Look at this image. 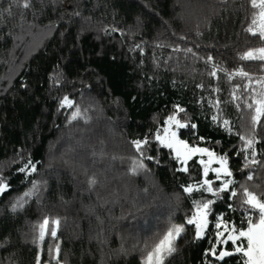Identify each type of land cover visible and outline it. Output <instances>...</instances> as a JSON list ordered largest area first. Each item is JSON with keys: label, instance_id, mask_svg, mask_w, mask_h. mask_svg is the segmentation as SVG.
<instances>
[{"label": "trees", "instance_id": "1", "mask_svg": "<svg viewBox=\"0 0 264 264\" xmlns=\"http://www.w3.org/2000/svg\"><path fill=\"white\" fill-rule=\"evenodd\" d=\"M24 2L0 0V264H145L176 223L183 231L164 264H242L239 253L219 260L211 250L233 252L218 231L247 226L241 188L264 194V61L241 58L264 47L247 31L259 9L250 0ZM170 115L186 125L181 138L226 156L229 189L196 187L200 160L184 171L155 139ZM145 138L141 156L132 141ZM207 201L198 237L187 221Z\"/></svg>", "mask_w": 264, "mask_h": 264}, {"label": "snow or ice", "instance_id": "2", "mask_svg": "<svg viewBox=\"0 0 264 264\" xmlns=\"http://www.w3.org/2000/svg\"><path fill=\"white\" fill-rule=\"evenodd\" d=\"M251 5L254 8H258V17L261 21L260 26L258 29L254 30L252 27H249L247 31L252 33L253 35H259L262 40H264V0H250ZM25 8L30 7V0H25L24 5ZM257 24V19L254 16L252 20V25ZM190 51V50H189ZM242 59H259L261 61H264V47H260L257 49L248 50L245 52L242 57ZM240 75L247 76L248 74L246 72H243L241 70L239 72ZM212 75H215V73H212ZM261 104H264V101L259 102ZM63 105H67L69 107L72 106V101L68 99V97H65L63 100ZM251 107V105H249ZM179 111H183V109H179ZM262 109L257 108L256 109V117L255 120H259L260 114ZM79 109L77 108L76 113L73 114V119H76V117L79 115ZM215 119V118H214ZM168 127H164L162 129L164 136L162 137L160 135L161 129L157 130V133L155 135V139L159 141L161 144L167 146L168 148H174L176 145H183V147L187 150V152L184 155V162L186 163L187 158L195 153H204L207 152L209 156V161L205 162L204 160H201L200 163L204 165L203 173L206 177L208 175L209 167L208 165L212 162L213 153L208 152L207 149L202 148H189L187 143L184 141H179L176 139V132L171 131V125L175 124L178 128L185 127L186 125L181 124L179 120L176 119L175 115H170L167 117V120L165 122ZM225 125H227V121H224ZM193 127H195L193 125ZM202 139V138H201ZM147 138L144 140H136L132 141V144L135 146L137 152L140 153L141 156H143V152L141 151L142 145L148 144ZM248 144L251 145L252 141L249 140ZM176 155L177 158L181 157V152L179 148H176ZM148 159H152V157H148ZM218 162L221 165L220 168H213L212 171L217 174V179H220L221 171L223 170L224 175L231 176L232 173L227 170L226 168V156H221L218 158ZM255 163V161H253ZM140 167H143V165H139ZM247 166V165H246ZM32 170H35V166L32 167ZM184 171H187V168L185 167L183 169ZM20 171H24V169H20ZM133 172H135V168H133ZM253 177L251 175L248 176V180H251ZM92 183H95L93 180ZM233 183L232 180H225L222 184V186L217 191H225L229 189V185ZM212 182L205 179L202 181V183L198 186L199 188H203L205 191L213 192V188L211 186ZM7 188V184H0V192H3ZM193 187L189 186L185 189L186 192L191 193L193 191ZM231 196L236 197L238 193L235 190L231 191ZM241 194L243 196L242 203L246 204L248 206L247 211L251 213L246 220L243 222L247 226L244 227L243 224L240 228H236L234 224L232 225H225L226 230H231L233 234L228 235L227 240L221 241V243H227V241H232L235 245L237 241H241V243L234 248L233 252L229 251H220L219 254L215 251V248L211 250V255L215 256L219 260H223L226 256L234 255L235 253H239L243 257L242 264H264V194L261 196H258L256 193L251 192L248 190L247 187L241 188ZM196 203V213L193 215L192 219H189L187 223L193 224L196 223L197 226V236H200L203 234L202 224H206V217L207 210L209 208V205L212 203V201H207L203 203L202 205L200 202H194ZM200 218V222H198L197 218ZM49 223V221L46 219L44 221V224L41 225V232L40 237L43 239L44 237V227ZM55 224H58L59 221H54ZM217 228L220 227V224L217 223ZM183 231L182 226H173L170 228L161 239L155 244V246L152 248V250L148 253L147 256V264H164L165 257L168 255H171L173 252L176 251L174 247V240L180 235V233ZM52 237H56V231L53 229L49 233ZM218 236H222L223 233H218ZM243 238V239H241ZM56 251L58 252L59 249L57 248Z\"/></svg>", "mask_w": 264, "mask_h": 264}, {"label": "rangeland", "instance_id": "3", "mask_svg": "<svg viewBox=\"0 0 264 264\" xmlns=\"http://www.w3.org/2000/svg\"><path fill=\"white\" fill-rule=\"evenodd\" d=\"M260 23H261V21H260V19H259V17H258V18H257V24L253 26V29H254V30L258 29L259 26H260ZM175 116H176V115H175ZM176 119L179 120V122H180L181 124H184V125H185V123L182 122L180 119H178L177 116H176ZM164 127H168V125L165 123V126H164ZM179 130H180V128H178L175 124H172V125H171V131H175V132H176V139H177V140L186 142L189 148L196 147V148L207 149L208 152H211V153L214 154L213 157L211 158V159H212V162L208 165V167H209L208 175L205 177V176H204V173H203V180L207 179V180H209V181L212 182L211 186H212V188H213V190H214L212 193H219L220 191H217V190L222 186L223 182H224L225 180H232L231 176L229 177V176L224 175L223 170L221 171L220 179H217V174H216L215 172L212 171L213 168H220V167H221V165H220L219 162H218V158L221 157V156H223V155H221L220 153L216 152L215 150L209 148V147L206 146V145H199V144L192 145V144H190L187 140H185V139H183V138L180 137V135H179ZM160 135L163 137V136H164V133L161 132ZM164 146H165V145H164ZM166 147H167V146H166ZM176 148H179V149H180L181 157L178 158V160H179V162L181 163L183 169H184L185 167H187V163H188V161H189L190 159H192V158H195V157H197L200 161H201V160H204L205 162H208V161H209L208 153H207V152H204V153H195V154L190 155V156L187 158V161H186V163H185V162H184V155H185V153L187 152V150L183 147V145H176L174 148H170V149L173 151V153H174V155H175L176 157H177V155H176ZM226 160H227V158H226ZM226 168H227L228 171L231 172V168H230V165H229L228 160H227V162H226ZM203 169H204V165H203ZM203 180H202V181H203ZM201 183H202V182H201ZM201 183H200V184H201ZM200 184H199V185H200ZM199 185H197L196 187H198ZM230 186H231V185H229V187H230ZM197 219H198V222H200V218L198 217ZM204 219H206L207 222H206V224H202L203 234L200 235V236H198V237H203V236L206 235V231H207V228H208V225H209V215H208V210H207V215H206V217H204ZM194 224L196 225V223H194ZM173 226H182V227H183V223H176V224H174ZM218 233H223L222 236H218V235H217V238H218L220 241L227 240L228 235L233 234V233L231 232V230H228V233H226L225 228H222L221 230H219ZM218 233H217V234H218ZM196 235H197V226H196ZM241 239H243V238H241ZM174 241H175V240H174ZM227 242H228V241H227ZM240 243H241V241H237L236 244H235V247L238 246ZM223 244H226V243H223ZM225 250L230 252V250H228L226 247H224L221 251H225ZM145 264H147V258H146V260H145Z\"/></svg>", "mask_w": 264, "mask_h": 264}]
</instances>
